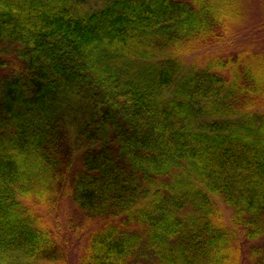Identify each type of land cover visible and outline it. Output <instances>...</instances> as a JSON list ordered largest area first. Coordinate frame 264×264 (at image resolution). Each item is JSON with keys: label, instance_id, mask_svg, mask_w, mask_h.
Masks as SVG:
<instances>
[{"label": "trees", "instance_id": "16d2710c", "mask_svg": "<svg viewBox=\"0 0 264 264\" xmlns=\"http://www.w3.org/2000/svg\"><path fill=\"white\" fill-rule=\"evenodd\" d=\"M237 1L0 0V264H264Z\"/></svg>", "mask_w": 264, "mask_h": 264}, {"label": "rangeland", "instance_id": "374dc122", "mask_svg": "<svg viewBox=\"0 0 264 264\" xmlns=\"http://www.w3.org/2000/svg\"><path fill=\"white\" fill-rule=\"evenodd\" d=\"M237 5L240 9L239 14L241 15L240 18L241 21L239 23V25H237V29L236 32L240 35L239 37H242L245 33H248V41L250 44V35L255 34L253 31H257V30H252L251 29H247L249 25H254L256 23H260V22H264V0H238ZM263 31V32H262ZM261 32V33H260ZM260 32H258L257 34H255L257 36V41H252L253 44L259 48H264V30H260ZM242 42H235L232 44H229V48L228 49H240L242 47H245L246 42H244L242 40V38H239ZM195 58V55H189V57H187V61L189 62L190 60L192 61ZM73 205L72 202L69 201L67 198L65 199V201L62 204V212H61V225H63V223H65V221L63 220L66 219L67 216H71L72 215V211H73ZM64 208V209H63ZM229 214V210H226V216ZM74 217L76 218L75 214ZM80 217H77L75 220L79 221ZM83 243V237L78 241V244L76 246L73 247V250L71 251V259L73 261H75L77 254H79L80 252V247ZM247 249H244V254H243V261L242 264H247V262L249 261L248 258V253H247Z\"/></svg>", "mask_w": 264, "mask_h": 264}]
</instances>
